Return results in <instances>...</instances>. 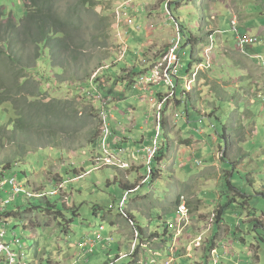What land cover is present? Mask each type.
Segmentation results:
<instances>
[{
    "label": "rangeland",
    "instance_id": "1",
    "mask_svg": "<svg viewBox=\"0 0 264 264\" xmlns=\"http://www.w3.org/2000/svg\"><path fill=\"white\" fill-rule=\"evenodd\" d=\"M96 1L99 4L95 11L98 14H105L108 17L106 23L113 24L115 22L116 7L119 5L120 0ZM183 1L172 0L171 4L172 11L178 16L182 25H176L178 20H171L170 13L162 12V8L167 3L166 0H145L144 6L146 3H154V5H150V8L157 11L153 23L147 20V14L142 11L141 6L136 5L138 12H134L133 16L142 27L141 32L144 35H142L140 41L132 40V44L133 47L143 45L144 52L139 56L142 63L156 59L159 56L156 53L163 51L168 41L178 31L183 33L185 29L196 35L199 49L203 42L202 47L207 46L208 43L210 44L209 48L204 50L208 52L210 58L216 57L215 63L218 64L215 65V69L223 75L221 85H229L226 88V97L223 100H216L217 116L213 115L211 121L217 125L220 133L223 132V125L230 121L232 115L235 126H241L239 132L234 131L231 133V144L228 148L230 154L227 157L236 161L234 163L229 162V164L222 163L223 152L220 146L213 145L211 136L206 134V127L210 120L209 117H203L201 113H204V111L210 113L212 106L206 104V101L210 99L209 94L207 95L206 92L198 89L196 92L197 98L195 97L198 100V107L194 113L197 121H180V125L185 126L182 133L179 131L180 126L175 125L172 118L175 111H178L181 115L186 114V105L183 103L173 107L171 103L165 109L166 129L174 133V139L170 140L168 154L164 158V162L169 167L167 170H163L161 175L157 173L155 180L150 178L138 192L131 194L126 212H122L132 214L144 230L149 228L151 234L144 232L143 239L145 241H149L153 234L160 235L157 242L156 240L149 242V248H162L165 246L161 242L165 225L168 221L177 218L176 193L186 195L191 203V212L197 222L192 225L193 231L181 232L173 238V242L186 247L190 241L193 242L192 239H194L198 230L196 225L204 226V223H207L215 214L214 209L217 204H226L229 198L233 197L234 192L230 191V184L225 181V169H228L234 174L231 176L234 187L231 188L237 187L243 191H241L243 194L246 192V195H238L237 200L232 203L233 206L227 208L223 227L221 226L223 230L219 233L218 238L222 237L220 240L221 245L229 241H235L236 243L239 242L242 247H235L236 256L222 258L220 264H238L239 261L241 264H264V106L262 99L258 97V92L261 90L256 91V88L252 89V87L250 89V84L253 85L260 74L255 71L254 65L248 61L246 68L249 70L250 78H246L248 73L241 70L240 64L237 63L240 59L239 56H227L231 47L233 51L240 53L235 49L236 33L230 26V12L234 11L232 16L240 17V22L244 21L246 17L245 23L240 25L241 27L244 25L242 30L256 35L260 32V28H263L264 31V0ZM203 1H207L206 6H203ZM27 3L24 0H0V11L7 10L20 23L26 16L25 6ZM129 5L131 6L132 2H129ZM145 7L148 8V6ZM204 16H206V19L203 21ZM172 23L175 24L174 27ZM151 24L154 25L156 36H151V31H148L147 35L145 27ZM182 26L184 28H181ZM219 27L222 28L221 30L224 33L217 36L218 41L213 40L211 35ZM205 29H208V32ZM108 35L107 48L103 50L106 57L103 66H112V63L117 59V42L113 26L108 30ZM183 40L186 41L185 37ZM130 44L131 39H128V45L130 46ZM183 51L187 52V55L184 56L183 52L180 54V70L183 71L184 76H187L186 70L191 61L192 46H187ZM199 52L202 57V50ZM261 53L264 55V49L261 50ZM240 62L243 64L242 60ZM123 65L120 64V66ZM100 71L101 89L104 90L106 96L108 91L113 90V95L109 99L112 98V104L116 107L114 119L116 120L117 130L122 132L134 130L138 114H134L132 106H140L143 116L139 117L138 129L135 131L134 136L142 142V139H140L142 135H147L149 138L146 143H149L150 136L153 134L152 131L156 128L155 116L151 109L153 102L150 100L153 99L157 103L156 90L166 94L168 87L163 84L155 87L156 90L149 91L144 95L145 99L143 98L141 101L139 93L132 90V87L127 90L122 84L114 86L116 79L112 78L110 69L106 72H103L102 69ZM251 71H253V74ZM43 72L46 73L47 82H42L41 85L48 92V99L51 97L57 100H67L70 104L75 101L80 106H94L96 109L97 100H91L90 95H87V98L85 96L87 86L59 85L56 79V70L47 69ZM116 75L123 76L124 74L121 72ZM31 76L35 77L38 82L41 81L36 74L33 73ZM250 79L251 83L249 84ZM181 80H184L183 76ZM260 80L262 82L261 87L264 90V74H262ZM244 89H250L249 92L256 91L257 93L252 94V98L248 99L244 94ZM77 92L82 93V95L75 96ZM200 92L203 94L202 97L199 96ZM237 109H240L239 112L235 111ZM87 110H90V108ZM10 111V106H0V126H5L8 123L11 116ZM123 117L124 120H122ZM199 119H203L205 122H199ZM90 125L91 128L95 127L92 121ZM93 129L97 132L99 141H101L102 131L108 132L111 136L118 133L117 130L108 125ZM87 131H90V129L88 128ZM147 131L148 133L151 132L150 136H148ZM200 131L203 133H200ZM137 132L139 133L138 136H136ZM181 136L192 139L193 144L187 146V143H181ZM61 137H63V145L60 147L49 146L36 150L27 149L26 155L15 162L16 167H18V180L25 183L26 187L34 193L40 194L43 191L48 195L50 191L57 188L55 182H60L61 178H65V180L69 178L67 174H71L70 179L72 181L78 175H82L83 172H87V174L66 185L64 190L67 193L66 199H63L61 195H48L45 199H29V197L22 199L17 197L15 206L21 208L18 210V214L19 216L23 215V217L21 219L9 217L10 220L5 223V229L4 226L0 227V231L7 232L6 241L17 236L26 242L25 253L33 264H136L132 263V259L129 257L117 260L121 254L130 252L131 244L139 241L138 237H133L134 231H137L134 234L138 233V228L133 223L131 227L129 218L120 212V200L125 192L122 186L127 184L126 182L138 185L146 175L145 153L138 154L136 166L132 168L131 165H134V159H131V165H128L127 171L109 167L95 170V165L92 163L95 162V157L102 148H89L87 141H83L80 145L78 140L76 142L66 141L65 139H69V137L62 134ZM201 138L208 139L209 149L203 148L202 143L196 141ZM134 140L129 141V143L126 141L124 148L130 150ZM219 141L216 143H219ZM248 141L252 145H248ZM177 143L181 145L177 147L175 145ZM141 144L139 143V145ZM128 155H124V159ZM3 158L4 156H2ZM213 159H216L214 163L206 164L211 163ZM197 160L199 162H196ZM235 164L238 167L236 172H234ZM137 167H139L138 170H136ZM23 171H26L27 175H24ZM67 181L70 182V180ZM230 193L232 196H230ZM25 196L26 193H24ZM48 201L56 205V211H63L66 218L71 220L67 231L63 230L64 226L61 224L65 222L62 219L55 220L53 216H45L41 213V210H32L34 212L32 213L27 209L32 204L47 203L49 205ZM5 208L7 207L5 206ZM250 212L253 213V216L250 215ZM175 225L177 226L179 223L177 222ZM102 227L105 229L102 236L111 237L112 242L106 249L100 243H97L94 254L85 256L84 251L78 247V243L89 239L94 240L95 234ZM208 236H212V233ZM244 238H246V241L243 240ZM229 247L232 248L233 246L229 245ZM37 249L40 252L38 254L36 253ZM14 250L18 253L19 248L14 247ZM192 253V260L197 264H215L216 258L211 255L210 251L204 255V248L193 249ZM138 256L139 260L144 259V250L140 249Z\"/></svg>",
    "mask_w": 264,
    "mask_h": 264
},
{
    "label": "trees",
    "instance_id": "2",
    "mask_svg": "<svg viewBox=\"0 0 264 264\" xmlns=\"http://www.w3.org/2000/svg\"><path fill=\"white\" fill-rule=\"evenodd\" d=\"M24 2H28L25 6L26 16L20 23H18L7 10L0 11V106L11 107V116L8 123L5 124V126H0V201L9 196V194L11 195L10 188L8 186H2L1 183L4 179H8L7 177H12V173L18 172V168L14 166L15 162L25 154L27 149L33 150L46 146L60 147L63 145V137H61V134L69 137V139H65L66 141L76 142V140H78L80 145L83 141H87L89 148H96L98 146L99 137L93 128H99V123L94 106H80L75 101L70 104L67 100H57L51 97L48 99V92L41 83L47 82L46 73H44L43 70L52 69L57 71L56 79L59 85L86 86L91 77L104 67L103 62L106 60V57L103 50L107 48V43L109 41L108 30L114 25V23H106L108 17L105 14H98L95 11V8L99 4L96 0H24ZM176 19L178 20L177 24L182 25L177 16ZM242 29L243 28H239L236 32L235 46H241L244 51L248 53L255 52L258 55L261 51L258 50V44H263L264 39L257 36L251 37L252 33L244 32ZM187 31L186 29L183 31L186 39L185 46H192L190 55L191 61L188 64V71L190 72L193 67L203 64L207 73L203 74L200 72L195 83L194 91L187 94L184 100L180 99L181 103L180 101L178 103L179 105L183 103L186 105V114L183 113L177 118L192 117V115H194L198 107V100L195 99L197 89L200 86L205 88V90L208 91L207 95L209 94L210 96L206 104L212 106L210 113L205 112L202 114L200 111L203 117H209L210 120L206 127V134L208 136L217 135L221 140L219 142L220 149L226 148L222 155V163H234L236 160H230L227 157L230 154V152L227 151L231 144L228 132L231 130L239 131L241 126H235V120L232 115L230 121L223 125V132L220 133L217 125L211 121L213 115L217 116L218 107L216 106V100H223L226 97V88L229 85L226 84L223 86L220 84V82L222 83L223 75L215 69V65L218 63L213 62L209 64L206 59L201 57L200 52H197V45L199 42L193 32L189 31V33H187ZM251 39L256 42L251 41ZM237 51L240 52L239 50ZM128 54L125 58L126 60L117 64H112L110 68L112 78L116 79L114 86L116 84H122L127 90L132 87L135 76L137 78L140 74H143L150 64L143 66L136 64L139 63L138 53L137 55L132 52ZM229 55L239 56L240 59H238L237 63L240 64L241 70L248 73L246 78H250L249 70L246 68V63L249 60L246 56L241 52L236 53L233 50L227 56ZM127 60L133 62L135 68L132 69L129 77L127 75L117 76L116 74L125 71L131 65V62ZM240 60L243 61V64ZM249 62L254 65V69L255 66L258 65V62ZM120 64L124 65L120 66ZM33 73L40 78V82H38L35 77H30ZM251 73L253 74V71H251ZM208 76H211L214 80L212 85L209 83L205 85L203 82H200L201 78L207 79ZM261 78L262 74L256 78V84L253 82V85L250 84L251 79L249 80V84L250 89L251 87L252 89L256 88V91L260 89L261 91L259 92L264 94V90L261 87ZM131 89L133 90V88ZM250 89H244V94L248 99L252 98V94L257 93L256 91L253 93L249 92ZM153 90L155 89L150 87V91ZM148 92L149 91L146 93ZM78 93L79 92H77L75 96H78ZM108 95H113V90L108 91ZM157 96L160 98L159 93ZM202 96L200 94V97ZM80 108H82V110H80ZM88 108H90V110H87ZM239 110L240 109H237L235 111L239 112ZM163 114L165 115V108ZM91 121L95 124V127L91 128ZM165 121L166 119L164 117L160 125L161 131L155 128L152 131V135L151 132H149L148 136L151 135L150 142L142 144L145 146L151 145L158 134L159 149L151 163L153 171L151 178L154 180L157 173L161 175V172L168 168L167 164L164 162V158L166 154H168L170 145L168 139L170 137V132L166 129ZM199 122H205V120L199 119ZM88 128L90 131H87ZM134 131L124 132V134L121 135V139H123L121 141L123 143L129 141L128 135L130 133L134 134ZM158 131L160 133H157ZM200 133L203 132L200 131ZM140 141L141 140L136 139V143ZM181 141L182 143H188V145L192 143V139L185 137H183ZM247 144L250 145L251 142L248 141ZM119 147H121V145H119ZM206 148L209 149V147ZM2 156H4L3 159ZM215 160L216 159H213L211 163L206 164H212ZM154 162L156 163L155 166ZM196 162H199V160ZM236 168L238 167L235 164L234 172H236ZM225 171V181L230 184L229 189L232 191L234 188L231 187L234 186L231 182V176L234 174L228 169H225ZM22 173L27 175L26 171ZM147 174L148 169L146 175ZM143 178H145V176ZM126 185L129 184H124L122 188L126 189ZM135 187L136 185H132L128 187V189H133ZM238 190H240L241 195H246V193H242L243 191L241 189ZM176 195V205L179 206L182 205L183 202H187V204L191 206L186 195L178 193H176ZM199 200L201 201V199ZM232 201V199H229L226 204L217 209L216 221L219 222V227H221L220 224L224 220L225 213L228 210L227 208H230ZM15 204L16 202L9 204L8 207L7 205L3 206L7 207L3 213H0V225H3L4 229L5 223H8L10 220L9 217L12 216V218L15 217L19 219L23 217V215L19 216L18 214V210L21 208H17ZM27 209L29 211L41 210V213L45 214V216H53L55 220H59V218L62 219L65 222L61 224L64 226V231H67L70 227L71 220L66 218L63 211H56L55 204L50 202L49 205H47V203H40L39 205L32 204ZM33 211L32 213H34ZM96 215H98V213H96ZM134 220L135 217L133 221ZM176 221L177 218L173 221H168L165 225L164 235L161 240L165 246L158 249L153 248L159 254L146 249L144 258L145 264H168L170 262H173L172 264H195L192 260L193 256L191 252H189L188 245L185 247V245L173 242V238L176 236ZM138 227L141 240L145 241L143 239L145 231L139 224ZM104 230L103 228V230L100 229L99 231L100 238L103 240L109 237L102 236ZM218 233L217 231L216 235H218ZM159 237V234H153L148 242L158 240ZM243 240L246 241V238ZM215 241L216 240H213L207 247L209 251L218 247V262H215V264H220L221 259L230 257L232 252L228 251L224 245L219 244L217 246V242ZM201 243L204 244L206 241H202ZM237 246L242 247L239 242L236 243L235 247ZM194 247L196 250L199 249L200 245L197 243ZM139 250L140 247L137 248L134 255L130 256L132 263H136L134 259L135 257L138 259ZM13 251H15L14 247Z\"/></svg>",
    "mask_w": 264,
    "mask_h": 264
},
{
    "label": "clouds",
    "instance_id": "3",
    "mask_svg": "<svg viewBox=\"0 0 264 264\" xmlns=\"http://www.w3.org/2000/svg\"><path fill=\"white\" fill-rule=\"evenodd\" d=\"M129 2H132V5L131 6L129 5ZM144 2H145V0H120L119 5L116 7V11H115V22H114V25H113V30L115 31V39H116V42H117V59L112 64H117V63L122 62L123 60H125L127 54L130 53V52L135 53L136 55L138 53V58L144 52L143 49H142V46L143 45H138V47L137 46H134L133 47V44H132V40L137 41L136 38H140L141 39L142 38V35H144V33L141 32L142 31V27L138 24V22H136L135 17L133 16L134 12H138V9L136 8V5L141 6L142 11L147 14V20L150 23H153L155 17L157 16L156 9L152 10L150 8V5H154V3H146L145 6H148V8H146L143 5ZM166 2H167L166 3V6L162 8L163 9L162 12L163 13H167V12L170 13L171 20L176 19V16L177 15L171 9L172 0H166ZM203 6H205L204 5V1H203ZM233 12L234 11H231L230 12V26H231V29L236 33L239 28H243L244 27V25L242 27L240 25H242V24L245 23L246 17H245L244 21L240 22V17H238V16L237 17L232 16V13ZM130 14H131V16L129 17ZM212 17H213V15L211 16V18ZM204 19H206V16H204L202 18L203 21H204ZM172 25H173V27L175 26L174 23H172ZM219 25H220V23H219ZM131 27H134L135 31L137 32L136 34H131L129 32ZM181 28H184V27L182 26ZM145 29L147 30V35H148V31H151V34L150 35L151 36H156V33L154 32L155 31L154 30V25H152V24L151 25H146ZM221 29L222 28L219 27L218 30L215 33H213L212 35L210 34L211 35V38L213 40H217L218 41L217 36H219L222 33H224L223 30H221ZM205 30L208 32V29H205ZM210 35H209V37H210ZM253 36H257V37H259L261 39H264V31H263V28H260V32L258 34H256V35H253L252 34L251 35V37H253ZM178 37L180 38V45H179V48L176 51V55H177V70H178V73H177L176 76L173 77V80H172L173 87L168 86L164 81H160V82H157V83H149V82H146V79L147 78H150L152 76V70L154 69V67L156 65H158L160 62L163 61V58L169 53L170 49L174 46V42L177 41V38ZM183 38H184V34L182 32H180V31H178L176 33V35L173 36L171 38V40L168 41L167 45L163 48V51H161L160 53H156L157 55H159L156 59H154L152 61H149V62L148 61H145L144 63H142L140 61V58H139V63H136V64H140L142 66L143 65H147L149 63L150 64L147 66V70L143 74H140L137 78L135 76L134 82L132 83L133 84L132 85V88H134L133 89L134 91H136L138 93H143L145 91L146 92L147 91H150V87H153L155 89V87H158L159 85H162V84L165 87H168V92L166 94H164L163 92H159V91H157L155 89L156 90V97H157V100H158L157 103H155V101H153V99L150 100V101L153 102L151 109L153 110V115L155 116V121H156L155 122V125H156V128L159 131H161L160 125H161V122H162L163 118L166 115V112H165V115L163 114L164 108L166 109L168 106L171 105V103H172V106L173 107L179 106V103L178 102L180 101V103H181V100H184V98L186 97L187 94H190V93H192L194 91L195 83L197 81V78H198L200 72H202V73L207 72L205 66L203 64H200V65H197V66L193 67V69L190 72L187 69L186 70L187 76H184L183 75V71L180 70V54H181V52H183V55L184 56L187 55V52L183 51L187 47V46H185L186 41H184ZM128 39H131L130 46L128 45ZM138 41H140V40H138ZM251 41H253V40L251 39ZM214 42H216V41H214ZM253 42H256V41H253ZM202 44L200 45L201 46L200 49L197 47V52L202 50V54H203L202 57L204 59H206L209 64H212L213 62H215L216 57H211L210 58L208 56V52L206 50H204V49H208L209 46H210V44L208 43V45L205 46V47H202ZM236 49L239 50L242 54H244L249 61L258 62V65L255 66V70L259 74H264V68H263L264 67V55L261 53V51L257 55L255 52L254 53H251V52L248 53V52L244 51L241 46H237ZM262 49H264V43L263 44H258V50H262ZM110 67L111 66L104 65V67L102 68L103 72H106V70H109ZM133 68H135V65H134L133 62H131V65L128 68V69H131V70L126 69L125 71H123V74L124 75H127L129 77ZM199 68H201V69H199ZM100 70H98L91 77V79L89 80V82L86 84L87 89L85 91V96L87 98V95H90V99L91 100H93V99H96L97 100V102H96L97 104L95 105V107L97 109L96 114L98 115L97 118H98L99 128L105 126V124H106L109 127L117 130V128H116L117 126L115 125V121L116 120L114 119V117H115V114L114 113H115L116 107L113 106V104H112V98H111V100L109 99L110 96L108 95V92H107V96H106L104 90L101 89V76H100L101 75V71ZM182 76H183V79L184 80H181V77ZM141 81H144V84L142 86H139V83ZM126 92H127V90H126ZM126 92L124 93V95L126 94ZM158 93L160 94V98H158V96H157ZM81 95H82V93L79 92L78 93V96H81ZM258 97L260 99H262L263 106H264V94L261 93V92H259L258 93ZM125 98H126V95H125ZM124 99H122V100H124ZM253 104H254V100H253ZM96 109H95V111H96ZM103 111L106 112V116H107V118H106L105 121L103 119V114H102ZM204 113H205V111H204ZM178 116H181V114L178 111H175L173 117H175L177 119ZM184 118H187V117H184ZM165 119H166V117H165ZM109 120H110V122H109ZM121 133L124 134V132H122V131H119V136H117V135L111 136L109 134V136L107 138V142L110 145L111 149H116V148L119 147V145H121V147H119V148H124L123 145L126 142L123 143L121 141V140H123V139H121V135H122ZM104 135H105V132L102 131V133H101V141L98 140L97 149H100L101 148L102 142L104 140ZM115 140L118 141L117 144H114V141ZM46 147H48V146H46ZM144 147H145V145H142V146H140L138 149H136L133 152H131V150H128L129 151V155L127 156V158L124 159V161H125V163L127 165H131V159H134L133 163H134V165H136V161L138 160V154L141 153V152H144L145 153V156H146V165H147V169H148V174L145 175V178H143L142 182L140 181V183L138 185H136L135 188H133V189H127V190L125 189V192H124V194H123V196H122V198L120 200V212L121 211L126 212V207H127V203L129 201L130 195L138 192L139 189L143 185H145L146 182H148V180L151 178V175L153 173L152 168H151V163L154 160V157H152L149 160L146 152L143 150ZM41 148H38V149H41ZM33 150H36V149H33ZM221 151L224 152L225 150L222 149ZM227 152H229V149H228ZM25 155H26V152H25V154L21 158H23ZM102 156H103V153H102V150L100 149L99 152L97 153L96 157H95V162L92 163V164L95 165V170H98L101 167H109V168H114L116 170L118 169V170H122V171H127L128 170L127 168L121 169V168H118V167L103 166V164L99 161V159ZM21 158H19V159H21ZM134 165H131V168ZM14 166H16V163H15ZM16 168H18V167H16ZM149 169H150V172H149ZM12 174H13L12 177H7L8 179H6V180L4 179L3 180V182L1 183V185L3 183H5V185H2V186H8L10 188V185L8 183V180L9 179H12L13 177H15L16 180L19 182V184H21L24 187V189H25L26 196L24 197L23 194H21L20 197L22 199L27 198V197H29V199H34V198L35 199H45V198H47L48 195L49 196L61 195L63 199H66L67 198L66 197L67 196V193L64 191L65 188H66V185L67 184H70V183H73V181L75 182L76 180L84 177V174H87V172H83L82 175H78V177H75L73 181H72V179H70L71 174L70 175L67 174V176L69 177L67 180H70V182H68L67 180H65V178H61L60 182L59 181L55 182L57 184V188L54 189V190H52V191H50L48 193V195H46V193H44L43 191H41L40 194L34 193L32 190H30V188L26 187L25 183H23V182H21V181L18 180V174H17V172H14ZM52 183H54V182H52ZM63 184H64V188L58 194L51 195V193H53L54 191H56L58 189V187L60 185H63ZM232 192H234V195H233V197H230L229 199H232L233 200L232 203H233L235 200H237L238 195H241V194H240V190H238L237 188H234L232 190ZM126 194L128 195L127 201H126L124 207H121V202L124 199V197H125ZM230 196H232L231 193H230ZM8 197L9 196H7L2 201L7 200ZM185 205H186V207L188 209V214H187L188 215V221L186 222V224H185V221L181 224L183 226V229H182L181 232H186L187 233L188 230L193 231L192 225H195V222H197V219L192 214L191 208L187 204V202H185ZM222 205H224V204H221V203H218L217 204V206L214 209L215 214L212 215V217L208 220L207 223L206 222L204 223L205 224L204 226H202L200 224H197L196 225L197 228H198V230L196 231V235H195L194 239H192L193 242L190 241V243L188 244L189 252H191V255L192 256H193L192 251L194 249L193 245H195L197 243H198V245H200L199 249L200 248H204V255H206L207 252H209V249H208L207 246L213 240H216L215 242H217V246L220 244V240H221L222 237L218 238V236H219V233L223 229H221V227H219V224H218L219 222L216 221L217 220V216H216V211L217 210H216V208L218 209ZM180 206L181 205H179V206L177 205V207H176V213H177V221H176V223L177 222L179 223V216H180V214H179V208H180ZM231 206H233V205L231 204ZM231 206H230V208H231ZM7 207H8V205H7ZM6 209L7 208H5V210ZM5 210H3L2 213ZM250 215L253 216V213L250 212ZM223 223H224V220L222 221V223L220 224V226L223 227ZM133 224H134L135 227L138 228V233H136L137 235L133 233V237L134 236L138 237L139 238V241L136 242V243H134V244H131L130 252H128L126 254H121L117 260L122 259V258H128V257L130 258V256H132V255L135 254V252H136V250H137L138 247H140V249L144 250V254H146V249H149L153 253L159 254L158 252H156V250H153L152 248H149V246H148L149 245V242L148 241H142L141 240V235H140V231H139V227H138V223L136 222V219L133 221ZM179 230H180V227H179V225H177L176 226V236L179 234ZM144 231L147 232V233H149V234H151L149 232V228L145 229ZM217 231L219 232L218 235H216V232ZM210 233H212V236H208ZM97 234H99V232L95 234V239L94 240L93 239H89V240H86V241H80L78 243V247L84 251V255L85 256H88L90 254H94V252H95V246H96L97 243H99V242H97V236H96ZM6 238H7V232H5L4 242L6 244L9 243L14 238L20 239L17 236H14V238L10 239L9 241H6ZM108 238H111V237H108ZM20 240H21V245L23 246V249L22 250L19 249V251L20 252H23V254H24V256H25L28 264H33V263L30 262V259L27 258V254L25 253V249L27 248L26 242H23L22 239H20ZM202 241H206V243L202 244L201 243ZM84 242H89V244L86 247L81 246ZM111 242H112V238H111ZM111 242L103 241L100 244L102 245V247L104 249H106ZM229 245H232L233 247L231 248V247H229ZM235 245H236V242L235 241H229V242H226L224 244V247L227 248L228 251L232 252V254H231L232 257L233 256H236V254H235ZM88 248H90L91 250H89ZM210 252H211V255L216 258L215 262L217 263L218 262V256H217V254H218V247L213 248ZM36 253L37 254L40 253L38 249L36 250ZM134 260H136V264H145L144 259H140L139 260V259H137L135 257ZM34 264H38V263H34ZM195 264H197V263L195 262ZM238 264H241L240 261L238 262Z\"/></svg>",
    "mask_w": 264,
    "mask_h": 264
},
{
    "label": "built area",
    "instance_id": "4",
    "mask_svg": "<svg viewBox=\"0 0 264 264\" xmlns=\"http://www.w3.org/2000/svg\"><path fill=\"white\" fill-rule=\"evenodd\" d=\"M180 45V38H177V41L174 42V46L170 49L169 53L163 58V61L160 62L158 65L154 67L152 70V76L150 78L146 79V82L149 83H157L160 81H164L168 86L173 87V77L177 75V55L176 51L179 48ZM144 84V81H141L139 83V86H142ZM103 119L106 120V112L103 111ZM106 125V124H105ZM104 140L102 142L101 148L103 156L99 159V161L103 164V166H110V167H118L121 169H125L128 167V165L125 163L124 159L117 156L115 160H112V155L116 153L118 150H126L124 148H116L111 149L110 145L107 142V138L109 136L108 132L104 131ZM157 133H160L159 131ZM158 134L157 137L154 138L153 143L149 146H145L143 150L146 152L148 159L150 160L152 157L155 156L159 149L158 144ZM117 140L114 141V144H117ZM150 172V169H149ZM8 183L10 185V192L9 197L5 201H0L2 204L9 205L13 203L17 197H20L21 194L25 193L24 187L19 184V182L16 180L15 177L8 180ZM2 185H5L3 183ZM64 188V184L60 185L56 191L51 193V195L58 194L62 189ZM128 195L126 194L124 199L121 202V207H124L126 201H127ZM5 210V207L0 208V213ZM179 233H181L183 226L181 225L184 221L185 224L188 221V209L185 205V202L180 206L179 208ZM0 227H3V225H0ZM102 230V229H101ZM137 235V234H136ZM97 242L102 243L103 241L111 242V238H107L105 240L100 238V235L97 234ZM5 232L0 231V264H28L23 252L13 251V247H18L19 249H23V246L21 245V240L14 238L9 243L4 242ZM89 244V242H84L81 246L86 247Z\"/></svg>",
    "mask_w": 264,
    "mask_h": 264
},
{
    "label": "crops",
    "instance_id": "5",
    "mask_svg": "<svg viewBox=\"0 0 264 264\" xmlns=\"http://www.w3.org/2000/svg\"><path fill=\"white\" fill-rule=\"evenodd\" d=\"M204 5L206 6L207 5V1H204ZM152 10H154V8H151ZM131 34H136L137 32L135 31V29H134V27H131L130 28V31H129ZM137 39V41L138 40H140V38H136ZM225 44H226V42H224ZM230 47V46H229ZM232 51V49L231 50H229V52H228V54L230 53ZM207 73V72H206ZM203 74H205V72L203 73ZM212 76V75H211ZM211 76H208V78L207 79H203V78H201L200 79V82H203L205 85L207 84V83H209L210 85H212L213 83H214V80H213V78H211ZM220 84H221V82H220ZM198 89H200L201 91H204V92H208L207 90H205V88H203L202 86H200ZM198 89H197V91H198ZM145 94H147L146 92H143V93H139V99H141V101H142V99L144 98V95ZM200 94H201V96L203 95L201 92H200ZM200 94H199V96H200ZM197 95H195V97H196ZM197 98V97H196ZM132 108H134V114H138V119H137V122H136V126H135V128H134V130L136 131L137 130V128H138V121H139V117H141V116H143V112L141 113V109H140V106H132ZM137 110V111H136ZM142 114V115H141ZM125 118L123 117L122 118V120H124ZM175 119V120H174ZM197 121L196 120V118H195V116L194 115H192V117H188L187 116V118H175V117H173L172 118V121L175 123V125H178V126H180L179 127V131L182 133L183 131H184V129H185V126L183 125V124H181L180 125V121ZM142 127V126H141ZM134 130H130V131H134ZM135 131H134V133H135ZM169 132H170V137H169V139H168V143L170 144V140H172V139H174V133L171 131V130H168ZM117 136H119V131L117 130ZM234 131H229L228 132V137H231L232 136V134L231 133H233ZM239 132V131H238ZM130 133V132H129ZM147 133H148V131H147ZM131 134V135H130ZM128 136H129V141L131 142V140H134V143H132L131 144V147H130V150H131V152H133V151H135L136 149H138L140 146H142V144H144V143H146L147 141H148V137H147V135H142V138H140V139H142V142H139V143H142L141 145H139V143H136V139H138V138H136L135 136H134V134H132V133H130ZM139 135V133L137 132L136 133V136H138ZM182 138L184 137V136H181ZM133 138V139H132ZM186 138V137H185ZM219 137L217 136V135H213V136H211V139H212V142H213V145L215 144V145H219L220 143H216V142H218L220 139H218ZM189 139V138H188ZM207 140L208 139H206V138H201V139H197L196 141H199L200 143H202L201 144V146L203 147V148H206V147H209V142H207ZM129 141H128V143H129ZM181 141V140H180ZM220 142V141H219ZM181 143H182V141H181ZM191 144H193V142L191 143ZM177 147H179L181 144H179V143H177V144H175ZM187 146H188V143H187ZM220 146V145H219ZM229 148V147H228ZM225 150V149H224ZM225 152V151H224ZM183 158V157H182ZM134 166H136V165H134ZM167 167H169V165L167 164ZM139 169V167H137V169L136 170H138ZM126 183H128L129 185H126V189H128V187H130V186H132V184H130L129 182H126ZM131 215V217L132 218H134V216L132 215V214H130ZM89 250H91L90 248H88Z\"/></svg>",
    "mask_w": 264,
    "mask_h": 264
},
{
    "label": "bare ground",
    "instance_id": "6",
    "mask_svg": "<svg viewBox=\"0 0 264 264\" xmlns=\"http://www.w3.org/2000/svg\"><path fill=\"white\" fill-rule=\"evenodd\" d=\"M176 25H179V24H176ZM237 47V46H236ZM129 154V151L128 150H118L116 153H114L112 156V160L114 161L115 158L117 156L121 157L124 159V155H127ZM134 167V166H133ZM4 206V204L0 203V208H2ZM122 212V211H121ZM122 214L124 215L125 213L122 212ZM124 216L128 217L129 218V222L131 223V227H132V223H133V220H132V217L131 215L129 214H125ZM104 227H102L101 229H103ZM137 232V231H134V233Z\"/></svg>",
    "mask_w": 264,
    "mask_h": 264
}]
</instances>
